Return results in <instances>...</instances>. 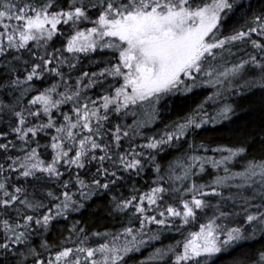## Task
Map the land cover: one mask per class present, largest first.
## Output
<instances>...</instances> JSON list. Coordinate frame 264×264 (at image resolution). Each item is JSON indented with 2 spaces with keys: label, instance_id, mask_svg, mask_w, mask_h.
<instances>
[{
  "label": "snow or ice",
  "instance_id": "6c2138e0",
  "mask_svg": "<svg viewBox=\"0 0 264 264\" xmlns=\"http://www.w3.org/2000/svg\"><path fill=\"white\" fill-rule=\"evenodd\" d=\"M257 93L264 0H0V264H217L264 241V124L202 136Z\"/></svg>",
  "mask_w": 264,
  "mask_h": 264
},
{
  "label": "trees",
  "instance_id": "16d2710c",
  "mask_svg": "<svg viewBox=\"0 0 264 264\" xmlns=\"http://www.w3.org/2000/svg\"><path fill=\"white\" fill-rule=\"evenodd\" d=\"M203 97L200 96L195 99H202ZM233 99L236 100V102L240 105V107L236 110V116L233 117L232 123L227 125V128L231 129V131H225L224 128L217 126L219 128V131H214L211 128L205 133H202V136H205L209 139H218L219 137L223 136L225 138H242L247 133H251L253 131L258 132L261 125L264 124V98L261 97L260 93H257L255 96H247L245 99H240L239 97H234ZM195 105L192 102V99H189L184 102L183 109L186 111L190 107H194ZM181 115H183V111L180 112ZM176 119V115H171L170 117L168 114H165V122H168V119ZM155 127L162 128L163 124H158ZM255 148H259V145L257 144ZM170 158V157H169ZM166 160L162 161V163L166 164ZM152 179V173L146 172L144 174L143 180H140V184L144 185L146 183H150ZM204 179H208V177H205ZM125 193H127V189H122ZM91 204V209H88L87 211H91L92 209L96 208V204L98 201L94 200L92 202H89ZM87 211H85V217L89 219V222H91L92 218L87 216ZM100 211H104V209H100ZM76 218H79L77 215ZM101 224L106 223V221H101ZM63 225H59L58 227H62ZM60 233L57 231H53L50 235H48V240L50 242H55L59 239ZM176 238H179L178 236ZM170 240H165L164 243H170ZM262 246H264V241H249L243 244V246L237 247L232 253L230 257L221 259L217 261V264H229L232 257H240L241 255L245 253H249L253 256H255L256 250L260 249Z\"/></svg>",
  "mask_w": 264,
  "mask_h": 264
}]
</instances>
